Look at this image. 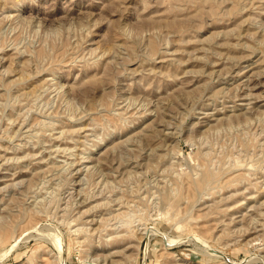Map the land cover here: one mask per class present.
<instances>
[{
    "label": "rangeland",
    "instance_id": "374dc122",
    "mask_svg": "<svg viewBox=\"0 0 264 264\" xmlns=\"http://www.w3.org/2000/svg\"><path fill=\"white\" fill-rule=\"evenodd\" d=\"M0 264H264V0H0Z\"/></svg>",
    "mask_w": 264,
    "mask_h": 264
}]
</instances>
